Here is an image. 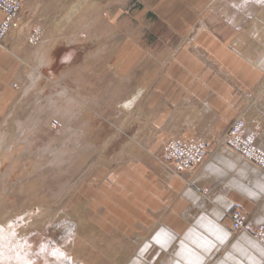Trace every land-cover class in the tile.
Here are the masks:
<instances>
[{
  "label": "rangeland",
  "instance_id": "obj_1",
  "mask_svg": "<svg viewBox=\"0 0 264 264\" xmlns=\"http://www.w3.org/2000/svg\"><path fill=\"white\" fill-rule=\"evenodd\" d=\"M147 1L65 0L59 36L45 44L34 26L25 38L22 75L0 86V264H144L121 184L128 165L165 160L144 158L154 134L141 85L169 49L163 24L138 20ZM29 107L42 118L35 129L19 123Z\"/></svg>",
  "mask_w": 264,
  "mask_h": 264
},
{
  "label": "crops",
  "instance_id": "obj_2",
  "mask_svg": "<svg viewBox=\"0 0 264 264\" xmlns=\"http://www.w3.org/2000/svg\"><path fill=\"white\" fill-rule=\"evenodd\" d=\"M66 3L24 0L28 31L14 48H0V86L22 75L23 44L34 26H45V44L60 35L53 24L65 15ZM139 8V21L151 17L169 32L162 67L141 85L143 96L150 94L140 106L143 121L154 134L144 136V158L162 159L174 137L210 142L204 162L182 177L149 159L127 166L121 218L127 236L135 230L142 238L139 262L264 264V246L234 233L227 216L236 210L264 227V172L220 144L246 114L243 135L254 132L264 150V0H148ZM4 19L0 10V25Z\"/></svg>",
  "mask_w": 264,
  "mask_h": 264
},
{
  "label": "built area",
  "instance_id": "obj_3",
  "mask_svg": "<svg viewBox=\"0 0 264 264\" xmlns=\"http://www.w3.org/2000/svg\"><path fill=\"white\" fill-rule=\"evenodd\" d=\"M24 0H0V10L5 19L0 25V45L11 42L28 31V23L22 14ZM264 93V87H263ZM248 116L240 115L221 137L220 144L254 164L264 172V150L257 144L254 132L243 135L248 128ZM210 148L208 139L171 141L163 149L164 164L173 176H184L193 167L202 164ZM234 233H246L264 246V227H256L250 217L235 211L229 216Z\"/></svg>",
  "mask_w": 264,
  "mask_h": 264
},
{
  "label": "bare ground",
  "instance_id": "obj_4",
  "mask_svg": "<svg viewBox=\"0 0 264 264\" xmlns=\"http://www.w3.org/2000/svg\"><path fill=\"white\" fill-rule=\"evenodd\" d=\"M40 78H41V75H38V74L35 75L34 73H32V80H33L34 85L37 83V80H39ZM36 111L37 110H35V112ZM35 112H34V109L32 107H29V109L23 114V117L20 118L19 123H22L23 127H24V124H26V123H29L28 128L33 127V129H35L36 127H38L41 124L42 118L41 117H37V118L34 117Z\"/></svg>",
  "mask_w": 264,
  "mask_h": 264
}]
</instances>
